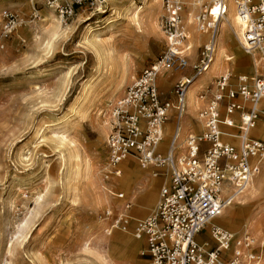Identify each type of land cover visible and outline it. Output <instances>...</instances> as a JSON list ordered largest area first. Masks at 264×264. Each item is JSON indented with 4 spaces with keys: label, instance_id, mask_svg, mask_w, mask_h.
Instances as JSON below:
<instances>
[{
    "label": "rangeland",
    "instance_id": "obj_1",
    "mask_svg": "<svg viewBox=\"0 0 264 264\" xmlns=\"http://www.w3.org/2000/svg\"><path fill=\"white\" fill-rule=\"evenodd\" d=\"M95 1L97 9L65 20L44 0H0V264L147 263L142 240L139 244V239L121 231L107 235L106 222H99L103 211L119 202L108 189L132 196L129 180L125 181L127 167L143 169L129 158L121 178L111 183L104 178L110 130L103 133L102 124L109 127L116 101L167 51L168 39L160 24L164 9L162 0H118V15L111 10L112 0H106L104 7ZM206 1L209 6L210 0ZM185 9L184 19L190 17L187 4ZM205 10L195 12L188 31L199 28L195 17ZM206 41L191 53L189 66L161 72V92L181 74L191 84L207 73L193 79ZM228 54L235 55L233 48ZM240 56L244 58L239 62L227 57L231 72L249 74V54L242 50ZM123 57L130 66L126 78ZM182 80L167 91L173 103ZM216 81L217 76L211 77L197 95ZM262 126L264 113L255 128L259 137H264ZM72 153L76 157H70ZM102 180L108 201L101 203L95 183ZM138 184L134 181L131 199L136 215L146 217L157 207L162 184L145 214L137 211ZM244 196L243 204L238 200L232 204L237 206L238 222L224 216L217 223L237 236L249 231L260 245L264 243V163ZM252 216L256 223L251 224ZM202 234L214 244L209 228ZM131 248L130 258L126 253ZM253 262L264 264V250Z\"/></svg>",
    "mask_w": 264,
    "mask_h": 264
},
{
    "label": "built area",
    "instance_id": "obj_2",
    "mask_svg": "<svg viewBox=\"0 0 264 264\" xmlns=\"http://www.w3.org/2000/svg\"><path fill=\"white\" fill-rule=\"evenodd\" d=\"M44 2L65 20L96 8L95 0ZM99 2L107 6L106 1ZM162 2L160 24L168 49L134 78L113 105L104 178L110 183L121 178L124 161L133 158L141 168H152L154 176L163 175L166 181L157 207L146 218L133 216L134 202L124 191L108 189L119 202L100 215L106 222L105 233L121 231L142 240L146 264H245L258 260L264 243L258 245L248 232L237 236L214 221L246 193L262 171L264 139L252 133L262 114L259 104L264 99V74H240L234 82L228 72L217 78L214 87L201 91L198 98L204 104L198 109L197 120L202 130L190 132L182 143L180 121L188 115L186 93L191 79L177 84L173 103L162 98L157 76L163 68L175 71L190 65L183 16L186 0ZM236 6L244 27V50L257 52L264 63V0H236ZM227 14L226 0H215L214 6L198 15L199 28L208 38L198 55L193 79L214 63L219 21ZM173 109L178 122L166 149L163 125L171 119ZM207 228L216 242L214 247L197 239ZM225 250L231 251L228 258Z\"/></svg>",
    "mask_w": 264,
    "mask_h": 264
},
{
    "label": "bare ground",
    "instance_id": "obj_3",
    "mask_svg": "<svg viewBox=\"0 0 264 264\" xmlns=\"http://www.w3.org/2000/svg\"><path fill=\"white\" fill-rule=\"evenodd\" d=\"M104 1H106V0H104ZM117 1L118 0H112L114 5L112 6L111 10H113V13H115V14L117 13L118 15H120L119 4L117 3ZM214 1L215 0H210L211 4L209 6L208 5L205 6L206 5V0H186L185 4H187L189 6L188 11H189V15H190V17H188L186 19L188 25H192L193 24V19H191V17L195 14V12L198 9H201L202 7L204 9H207L210 6H214ZM226 2L228 4V14L225 15L222 18V20H220V21L218 20L220 22V33L218 35V37H219L218 38V48H217L215 61H214V63L212 64V66L210 67V69L207 71V73L205 75H203L202 77L196 79L195 81H193L190 84V86H189V88L187 90V93H186V95L188 94V97H186L187 98L186 101H187L188 106H189V111L193 110L194 113L200 108V104H201L200 100L198 98V95L195 93V88L203 87L205 85L206 81H208L207 77H209L211 79V77H215L218 74L220 75V73H222V71H224V70H225V73H228V72L231 73V70L228 69L229 62H228V58H227L228 57L227 54H228L229 49L233 48V51H234L236 57L240 55L242 50H244V40H243L244 27H243V24H242V21H241L239 15H238V12H237L236 0H226ZM162 4H163V2H162ZM185 10L183 12V15L185 13ZM159 11H161V9ZM163 12H164V10H163ZM197 17H198V15L195 17V21L196 22H197ZM212 19H215V17H212ZM186 21L184 19V25H185V28L188 31V27H187ZM55 26L58 27L59 25L56 24ZM192 27L193 26H191V28ZM195 29H196V27H195ZM198 29L200 30V28H198ZM189 31H188V35L190 34ZM190 38H189V44H190L189 53H193L194 50H195L194 49L195 48L194 47L195 43L192 44ZM249 59L251 61V64L248 65L249 68H248L247 73H249L251 76L255 75V74H259V75L262 74V73L264 74V63H263L261 57L258 56V53L255 52V51L250 53L249 54ZM129 67L130 66H129L128 59L126 57H123L122 58V70H123V77L124 78L127 77V74L129 72ZM164 69H166V68H163L161 70V72ZM161 72L157 76V84H158V80H159V77L161 75ZM225 73H223V74H225ZM187 79L188 78H185L183 80L187 81ZM262 101H264V99ZM261 102L259 104L260 109H261ZM165 125L166 124L163 125V131H164V126ZM102 126H103V128H102L103 133H107L108 130L111 129V127H110L111 124H109V127H106V124H104V125L102 124ZM164 135H165V132H164ZM60 141L63 144H65V143L67 144V141H64V140H60ZM70 157H72V158L76 157V153L70 154ZM126 171L128 173L130 172L129 167H127ZM152 175H153V171H152ZM154 177H156V176H154ZM95 186L98 187L97 189L101 190V193H98L99 195L97 194L98 195V202L102 203L103 201H108L106 190H105L106 189L105 188L106 187L105 181L104 180L98 181V182L95 183ZM254 188H255V183H254ZM244 198H245V196L244 197H242V196L239 197L237 199L238 200L237 203L243 204ZM236 207H237L236 205L235 206H233V205L229 206L228 208H226L224 214L222 216H220L218 219H221L224 216H226V218L229 221L238 222V217L234 213V209ZM249 220L250 221L252 220L251 224H252V222L256 223V221H255L256 220V216H254V217L252 216V218H250ZM99 222L102 224L103 220H101ZM214 223H215V221H214ZM252 228H253V226H252ZM141 242L142 241L139 240V244ZM245 264H255V263L253 261H250V262H247Z\"/></svg>",
    "mask_w": 264,
    "mask_h": 264
},
{
    "label": "crops",
    "instance_id": "obj_4",
    "mask_svg": "<svg viewBox=\"0 0 264 264\" xmlns=\"http://www.w3.org/2000/svg\"><path fill=\"white\" fill-rule=\"evenodd\" d=\"M207 3L209 2V1H206ZM186 18V17H185ZM187 19V18H186ZM186 19H185V21H186ZM186 24H188L187 23V21H186ZM187 27H188V25H187ZM189 38L191 39V42H192V44H194V49H197L204 41H206L207 40V38H208V33L207 32H205V31H202V30H199L198 28H196L195 29V27L191 30L190 29V31H189ZM191 35V36H190ZM193 37V38H192ZM197 42V43H196ZM191 54V53H190ZM228 56L230 57V61H232V60H234L235 58H238V61L237 62H239L242 58H244V56H238V57H236L234 54H228ZM237 62L236 63H234L235 64V66H236V64H237ZM227 64V63H226ZM229 68H230V70H231V67H232V64L229 62ZM237 65H240L239 63L237 64ZM237 68V67H236ZM248 65H247V67H246V71H248ZM232 71V70H231ZM236 72V71H235ZM223 73H225V70L224 71H222V74ZM232 73V72H231ZM221 74V73H220ZM221 74V75H222ZM240 74H243V73H238V74H233L232 73V75H233V77H232V80L235 82L236 81V78H237V76L238 75H240ZM245 74V73H244ZM219 75V74H218ZM218 75H216L217 77H219ZM247 75H249V76H251L250 74H247ZM257 75H259V74H257ZM252 76H254V75H252ZM179 78H183V79H185V78H188L186 75H184V74H181L180 75V77H178V78H175V79H173L172 81H170V83H169V86H163L162 87V90H163V92H161V94H162V98H164V99H167V91H168V89H171L172 90V88L174 87V85H175V83L179 80ZM210 78L209 77H207V80H209ZM207 82V81H206ZM164 84H165V82H164ZM204 87V86H203ZM160 88V87H159ZM200 88H202V87H197V88H195V93L197 94V91L200 89ZM173 92V91H172ZM187 97H188V94H187ZM187 99V98H186ZM263 102V101H262ZM262 102H261V109H262V106H264V105H262ZM201 104H200V106L201 105H203L204 103L203 102H200ZM261 113L263 114L264 113V109H263V111L261 110ZM262 114H261V116H262ZM197 115H198V110L194 113V111L193 110H191V111H189V106H188V115L187 116H185L181 121H180V123H181V125H182V128H183V131H182V136H181V142L183 143L184 142V140H185V138H186V136L190 133V132H193V131H196V132H200L201 130H202V127H201V124L198 122V120H197ZM177 122H178V120H177V117H176V111L173 109L172 111H171V119L166 123V125L164 126V132H165V135H164V142H163V147H165L166 149H167V147H168V145H169V143H170V141H171V139H172V136H173V133H174V130H175V127H176V124H177ZM262 128H264V126H262ZM234 131H237V129H233ZM252 135L254 136V137H256V138H260V139H264V137H259L256 133H255V129H254V131H253V133H252ZM233 141L234 142H237V140L236 139H233ZM124 164V163H123ZM129 167V170H130V172L128 173V175L126 176V179H125V181H127V180H129V189H132V191L134 192L135 191V186H134V181L136 182V181H138V189H137V191L139 190L140 192H139V194H137L136 195V200H135V202H137L136 204H137V206H138V209H137V211L139 212V213H142V214H145V213H147L149 210H150V208L152 207V204L154 203L153 202V197L155 196V195H157V191H158V186L160 185V184H164L165 183V181H166V178H165V176H163V175H161V176H157V177H152V176H148V175H151L152 174V169H139V168H134V167H130V166H128ZM122 168H123V173L125 172V170H124V167H123V165H122ZM122 176H123V174H122ZM119 181H120V179H119ZM124 181V182H125ZM144 184L146 185V186H144ZM162 185H161V187H162ZM133 186V187H132ZM161 190V189H160ZM121 191H124L125 193H126V195H127V197L129 198V199H131L133 196L135 197V193H131L130 195H132V196H130L129 197V195H128V193L125 191V190H121ZM149 197V198H148ZM160 198V197H159ZM132 201H133V199H132ZM134 202V201H133ZM131 212H132V214H133V216L135 217V218H146L147 216H149V215H147L146 217H140V216H137L136 215V213H135V203H134V206H133V208H132V210H131ZM218 219V218H217ZM215 223L216 224H218L217 223V220H215ZM219 225V224H218ZM221 226V225H220ZM205 230H207V229H205ZM210 230V229H209ZM206 233H207V231H206ZM208 235V234H207ZM209 236V235H208ZM197 239H198V241L199 242H201V243H206V244H208V246L209 247H214L215 245H216V242H213L214 244H212V242L210 241V240H208L207 238H205L204 236H203V234H202V232L200 233V234H198V236H197ZM211 239L212 240H214L213 239V237L211 236ZM127 256L128 257H132L134 254H133V251H132V248L130 249V251H128L127 253ZM225 254H229L228 256H225L226 258H228L229 256H230V254H231V251H225Z\"/></svg>",
    "mask_w": 264,
    "mask_h": 264
}]
</instances>
